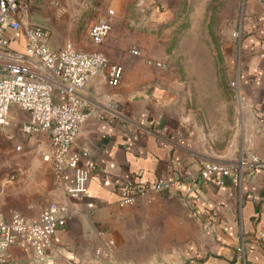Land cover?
<instances>
[{"label":"crops","instance_id":"1","mask_svg":"<svg viewBox=\"0 0 264 264\" xmlns=\"http://www.w3.org/2000/svg\"><path fill=\"white\" fill-rule=\"evenodd\" d=\"M104 2L117 10L113 26L129 6L154 11L166 4ZM7 34L12 37L10 48L22 52V34ZM231 37V81L243 95L231 86L233 98L215 92L212 113L198 116L179 104L168 81L136 78L137 67L120 64L123 75L115 87L107 83L104 70L88 80L82 97L89 115L73 148L87 149L97 169L81 200L67 198L53 180L50 202L67 203L74 212L53 237V264H264V168L245 166L239 181L227 177L222 185L215 179L202 182L198 194L182 184L172 196L147 189L137 204L120 203L119 188L126 179L149 187L186 167L194 171L201 162L231 165L251 156L264 162V2L247 0ZM47 43L53 49L64 45L48 32ZM100 48L111 51L113 42ZM36 135L40 152L46 140ZM39 212L28 217L34 219ZM241 244L244 259L237 250ZM28 256L26 248L13 246L4 252L3 264L25 263Z\"/></svg>","mask_w":264,"mask_h":264},{"label":"built area","instance_id":"2","mask_svg":"<svg viewBox=\"0 0 264 264\" xmlns=\"http://www.w3.org/2000/svg\"><path fill=\"white\" fill-rule=\"evenodd\" d=\"M113 14V10L107 9L88 25L87 36L92 45L102 44L109 35ZM9 30L22 34V52L10 48ZM132 53L138 54V51L132 50ZM147 62L162 65L157 61ZM102 70L110 86L119 85L123 75L120 64L110 63L100 51L78 50L70 42L51 48L46 28L28 18L26 0H0V126L8 125L13 108L28 113L21 131L44 136L46 145L39 152L40 157L50 165L55 184L72 200L88 195L90 175L97 169L87 149L75 150L73 146L89 115L82 91L88 80ZM230 86L239 97L243 95L235 80ZM245 166L261 169L264 162L257 156L231 165L201 162L194 171L186 167L170 177H159L149 187L137 185L138 191L133 188L132 179H126L119 188L120 203L136 204L147 189L177 194L182 184H188V189L198 194L202 182L215 179L222 185L227 177L239 181ZM73 215L68 204L61 202L48 203L34 219L18 212L6 219L0 213V264H3L4 252L13 246L26 248L29 256L25 263L10 260L8 264H53V237ZM237 250L244 259L243 244Z\"/></svg>","mask_w":264,"mask_h":264},{"label":"rangeland","instance_id":"3","mask_svg":"<svg viewBox=\"0 0 264 264\" xmlns=\"http://www.w3.org/2000/svg\"><path fill=\"white\" fill-rule=\"evenodd\" d=\"M246 2L166 0L154 11L129 6L121 10L123 14L119 12L121 19L103 41L109 46L113 42L111 51L92 45L87 36L88 25L97 15L107 9L116 15L117 10L104 0H28L27 15L61 46L70 42L83 51H100L110 63L139 68L134 74L138 79L146 76L149 82H170L178 103L199 116L213 112L215 92L234 97L231 33L240 24ZM147 60H160L164 67L152 66ZM9 117L8 125L0 126V213L4 217L13 212L33 215L54 198L55 185L49 164L37 151V135L21 131L28 114L13 108Z\"/></svg>","mask_w":264,"mask_h":264},{"label":"trees","instance_id":"4","mask_svg":"<svg viewBox=\"0 0 264 264\" xmlns=\"http://www.w3.org/2000/svg\"><path fill=\"white\" fill-rule=\"evenodd\" d=\"M132 183H133V188L136 190V191H138V186H137V184H136V182H134L133 180H132Z\"/></svg>","mask_w":264,"mask_h":264},{"label":"water","instance_id":"5","mask_svg":"<svg viewBox=\"0 0 264 264\" xmlns=\"http://www.w3.org/2000/svg\"><path fill=\"white\" fill-rule=\"evenodd\" d=\"M261 2H264V0H260Z\"/></svg>","mask_w":264,"mask_h":264}]
</instances>
